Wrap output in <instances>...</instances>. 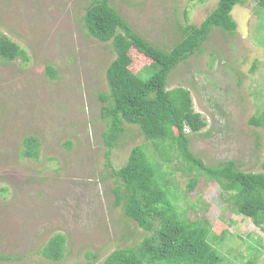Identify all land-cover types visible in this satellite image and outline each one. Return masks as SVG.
<instances>
[{
  "label": "rangeland",
  "instance_id": "374dc122",
  "mask_svg": "<svg viewBox=\"0 0 264 264\" xmlns=\"http://www.w3.org/2000/svg\"><path fill=\"white\" fill-rule=\"evenodd\" d=\"M91 1L0 0V33L28 57L0 60V264H102L113 250L139 244L149 233L113 206L111 191L120 184L111 170L126 163L134 146L161 165L181 217L207 221L205 240L227 264H264V229L236 214L214 181L185 172L166 142L148 141L123 123L106 166L99 96L109 92L105 71L115 54L110 42L83 29ZM217 1L109 4L138 35L169 50L182 37L179 26H198ZM231 16L234 34L212 28L200 52L170 72L167 90L187 89L205 121L199 133L186 131L194 156L209 167L233 161L239 171L264 173V127L250 123L264 110V8L246 0ZM129 56L130 71L145 77L151 60L133 49ZM27 136L39 142L37 160L21 157ZM56 233L65 237V252L52 262L39 251Z\"/></svg>",
  "mask_w": 264,
  "mask_h": 264
},
{
  "label": "trees",
  "instance_id": "16d2710c",
  "mask_svg": "<svg viewBox=\"0 0 264 264\" xmlns=\"http://www.w3.org/2000/svg\"><path fill=\"white\" fill-rule=\"evenodd\" d=\"M246 0H218L215 7L198 25L179 26L182 37L169 50L158 48L132 30L109 0H92L84 9L82 26L88 37L110 42L115 54L105 71L108 94H100L103 103L99 117L106 129L101 133L106 166L111 168L110 152L124 132L123 123L136 126L145 139L168 144L185 164V172L194 171L221 190L220 197L232 210L264 229V173L242 172L233 161L209 167L188 148L186 131L197 134L205 126L201 115L193 110L190 92L182 87L167 90V77L182 61L200 52L212 28L234 34L237 27L231 16L235 5ZM264 8V0H257ZM151 60L146 76L133 74L129 50ZM27 61L25 51L0 33V60ZM47 68L48 77H54ZM251 124L263 125L260 119ZM159 149V148H158ZM160 150V149H159ZM165 161H170L165 154ZM39 142L34 136L23 139L22 158L37 160ZM161 165L150 161L141 146L131 148L126 163L111 170L120 184L113 187L114 207H122L124 216L148 232L139 244L113 250L102 264H227L205 240V220L182 218L175 206V194L160 173ZM197 177L188 189L193 190ZM65 252V237L53 234L39 251L52 262H59ZM230 264V263H229Z\"/></svg>",
  "mask_w": 264,
  "mask_h": 264
}]
</instances>
